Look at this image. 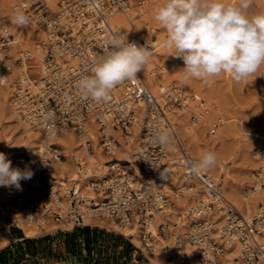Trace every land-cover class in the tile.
Segmentation results:
<instances>
[{
  "label": "built area",
  "instance_id": "built-area-1",
  "mask_svg": "<svg viewBox=\"0 0 264 264\" xmlns=\"http://www.w3.org/2000/svg\"><path fill=\"white\" fill-rule=\"evenodd\" d=\"M134 2L141 5L144 1ZM55 6L53 10L49 8L47 0H16L13 9H22L29 20L44 31V38L37 40L30 49L19 46L12 62L0 61V85L8 82L11 87V102L16 113L23 121L37 127L47 140L43 152L37 153L24 170H31L32 178L22 179L20 189L15 186L8 189V201L1 205L3 225L8 229H20L19 217L32 221L41 213L58 223L54 228L56 231H68L101 226L85 221L84 215L108 217L119 225L136 224L140 244L149 251L157 237L172 243V248L168 244L163 246L167 253L166 264H190L186 252L180 250L184 242L199 249L198 264H220L219 256L233 242L239 245L233 264H264V207L259 206L256 214L246 220L226 203L220 180L213 182L206 173L191 174L193 158L180 142L176 120L167 114L171 107L189 110L187 95L182 93L181 85L170 82L154 94L137 74L135 81L119 85L101 102L85 98L76 87L77 81L89 74L93 61L107 50L110 39L126 40L124 28L112 24L111 17L116 12L129 11V0H56ZM2 17L0 60L7 56L9 45L17 42L14 33L5 30L10 20ZM127 40L140 46L149 43L154 49L150 42ZM140 102L144 105L142 114H139ZM86 117L98 124L100 142L107 154L112 136L103 132L104 127L110 124L127 131L133 124L139 125L138 171H133L130 162L110 158L105 162L108 174L84 182L95 196L77 192L74 182L67 188L60 184L56 190L45 172L48 162L65 158L58 144L48 139L62 129L80 133ZM196 118L190 115L191 121ZM161 128L170 133L167 147L154 141V132ZM207 133L212 135L214 128ZM172 146L176 150H172ZM258 155L264 167V145ZM71 159L82 166L77 157ZM115 161L124 165L119 168ZM176 172H180L185 181L196 180L205 189L203 192L193 190L185 183L169 188L167 180ZM160 173L166 174L167 179L162 180ZM182 195L188 199L183 212L170 211L174 199ZM59 202L66 205L65 210ZM216 207L229 213L219 226L207 217V213ZM154 214L155 235L147 229ZM185 214L193 216L188 229L183 235L173 233L169 225L176 226ZM64 223H69L70 227ZM125 237L130 241L129 236Z\"/></svg>",
  "mask_w": 264,
  "mask_h": 264
},
{
  "label": "bare ground",
  "instance_id": "bare-ground-1",
  "mask_svg": "<svg viewBox=\"0 0 264 264\" xmlns=\"http://www.w3.org/2000/svg\"><path fill=\"white\" fill-rule=\"evenodd\" d=\"M15 1L16 0H0V18L2 16L8 17V19L10 20V25H6L5 30L14 33L15 39L17 41L9 45L7 56L5 58H2L0 61L7 60L8 62H12L15 59L14 56L17 54L19 46L22 48L30 49L37 40L44 38V31L41 30V28L37 27L30 20L28 26L24 27L18 26L13 22L12 17L15 12V10L13 9ZM131 1H133V3H131ZM143 1L144 2L141 5H137L134 0H129V11L124 13L116 12L111 17L112 24L114 23L116 26L124 28V39L127 38L135 40L137 42L144 40L146 42H150L154 46V49L152 50L153 54L151 56L148 66L144 71L139 72L138 75L142 78L143 82L150 88V90L154 94L159 93L160 88H163V86H165L167 83L173 81L179 82L178 85H181V87L183 88L182 93L187 95L186 101L188 103L187 107L189 108V110L184 111L179 108L171 107L169 108L167 114L172 120H176L178 125L177 131L178 129L180 131V133L178 131V136L180 137L179 134H181L180 142L185 150H187L186 147L189 148L191 147V145L194 146L198 144L197 136L198 134H200V132L205 130L204 128L208 124L211 125V127L209 126V128H214V133L212 134V136L214 137L213 141H215L216 138L220 135L218 133L222 130L219 129L220 131H216V124H214L213 118L216 117V115H220L223 118L217 117V119L222 124H228L230 123V121H235V118L225 117L227 115H225L224 110L221 109L216 97L210 92H205L204 86L201 82H199V79H184L182 69L184 65L182 60H175V58L169 56L170 50L165 46L167 33L159 24V22L154 20V16L157 10L159 9V6H155L153 4L156 0H149L148 2H146V0ZM253 1L256 5H260L261 3L260 0ZM47 2L49 8L51 7L52 10L56 8V0H47ZM237 2L238 0H232V3ZM262 11H264V6H262ZM37 28L38 30H36ZM33 32H36L35 38L31 39L30 37ZM29 42L33 43H31L30 45ZM172 52H174V49L172 50ZM259 71L262 78H264V65L260 67ZM226 75L227 77L229 76V74ZM7 83L5 85H0V105H3V107L6 108V110L11 114V116L19 123L21 131L24 132L23 134H25V136L21 138L25 140L20 142L21 139L16 136H13L10 140L7 139V146L9 144L12 146H8V149H3L2 152L5 153L8 159L11 160V166L13 168H19L21 171H24L25 168L30 165L32 160L37 157V153L43 152V146L47 142V140L43 138V134L37 129V127L29 125L27 122L23 121L22 118L16 113L15 107L12 105L11 102L12 89L7 85ZM201 94L202 97H204L206 100L203 99V101L201 99ZM139 105H141V110L139 111V114H142L144 113V105L141 102L139 103ZM189 113L190 115L192 114L197 118L191 121ZM247 118L248 121L252 120L251 116ZM237 119L241 121L240 118L237 117ZM260 122V125L256 126L255 128L252 127L253 129L251 128V130H249L248 128L243 129L242 126L235 127L238 128V130H235V128L233 129L236 134L239 133L238 135L242 136V138L244 136L250 141L251 146H249L248 144L247 147L251 148L253 145V147L251 149H248V151L255 149V153H253L250 157L251 168L249 169L247 175L248 183H251L252 181V189L248 188V190L244 189L242 191L246 183L242 184L241 186L235 187L231 183H229L227 179L222 182V185L220 183V190L225 198L226 203L231 206L233 210H236L238 213H240L246 220H249L252 216L256 214L259 206L264 207V186L260 185L264 184V167L262 166L261 158L258 155V151H260V149L264 145V120ZM103 132L106 135L112 136V140L110 141L111 149L109 151V154H107L102 148L100 142L101 131L98 128V124L91 117H86L82 121L80 133H76L72 129H62L54 137L48 139L53 144H58V147L65 155V158L62 161L55 162L54 160H52L48 162L46 166L45 172L47 174L48 179H50L53 183L54 189H59L60 184L64 186L62 188H67L70 183L74 182V185L77 188V192H81L87 196H95L94 193L90 190L91 188L84 185V182H87L89 179H93L94 176L98 178L104 176L105 174H108V167L105 162L112 157L120 161L130 162L133 171L135 173L138 171L136 159L137 155L134 154H138L139 144L138 150L132 151L131 155L126 152L125 148H122L116 144L119 141L122 142L126 140V133L117 128L112 127L110 124L104 127ZM137 132L139 133L138 124H133L127 130V133H130L131 135H134V133ZM216 133L218 134V136ZM87 141H89L90 148L88 146ZM196 146L195 148H197ZM172 147L174 148H171L172 150H176L174 146ZM193 149H190L192 153ZM35 151L36 156L32 158L31 155ZM199 151L200 150H198V152L196 151L197 154H195L194 156L195 158H197V160L202 154V152ZM24 153H27V156L31 157L32 159L29 161H25V158L23 156ZM74 156L77 157V159H80L79 161L82 163V166H78L72 161L71 157ZM220 159L221 157L219 158V160ZM114 163H116L119 168L121 165H124L117 161H115ZM223 168L224 167H222V164L218 161L213 168L207 171L210 172V175L212 176L211 180L213 182L217 180L215 176L219 173H222ZM179 170L181 169L179 168ZM250 170H256V173L259 176L254 175V173H252ZM207 172L205 173L208 174ZM223 174H225V176L227 177L229 175L227 170H225ZM50 177L56 178L55 181H53V178ZM183 183H185V186H192L191 188L193 190L200 189L203 192V190L205 189L196 180L185 181L184 177L181 175L180 172H176L170 175L166 185H168L169 188H174L178 185H183ZM11 187L13 186H0L1 220V205L8 201L7 191ZM187 201L188 199L183 195L177 197L176 199H174V203L171 206L170 211H182ZM58 205L62 206L63 210L66 209L65 204L59 202ZM228 214L229 213L224 208L216 207L214 210L207 213V217H210L215 220L216 225L219 226L223 222H225ZM16 216H20V214H17ZM173 216L174 214H172V217ZM155 218L156 214L153 215L152 220L150 222V226H147V229H149L154 235L156 232ZM84 220L104 224L107 227H111L112 229L118 230L119 232L123 233L124 236H129V239L131 242H133V245H136L137 247H135L138 249L140 248L139 250L141 251V253L148 259L151 264H166L167 253H165V250L162 249L165 244H168L169 248H172V243H169L166 240H161L159 237H157V239L152 242L153 247L149 251L141 246L140 239L137 237V225L134 223H131L129 225H119L108 217L89 218L85 215ZM192 220V215L185 214L183 215V218L178 220L176 226H172L170 224L169 227L173 233L183 235L186 229H188ZM51 221L52 220L49 216H41V213H38L36 219L32 221H25L24 219L19 217L17 224L20 229L22 228L24 235L30 237L34 236L39 231L40 227H43L44 225L48 224L50 225ZM53 224L55 225V227H57L58 225L57 222H54ZM64 225L67 228L70 227L69 223H64ZM176 227L178 229L183 228V231L176 232ZM8 230V227H5V225H3V221H0V247L5 245L7 239L11 237V234ZM12 240H15V238H12ZM162 242H165V244L162 245ZM184 243L185 244H183V247L180 248V250L182 249L184 250V252H186L185 257L187 261L190 264H198V260H200L197 258V256L200 254L199 249L187 244V242ZM238 247V243L233 242L229 247L225 248L223 253L219 256L220 264H233L234 258L238 252ZM163 251L165 254L163 253Z\"/></svg>",
  "mask_w": 264,
  "mask_h": 264
},
{
  "label": "clouds",
  "instance_id": "clouds-1",
  "mask_svg": "<svg viewBox=\"0 0 264 264\" xmlns=\"http://www.w3.org/2000/svg\"><path fill=\"white\" fill-rule=\"evenodd\" d=\"M252 0H165L157 10L154 20L167 33L165 46L169 56L183 61L185 80L199 79L206 84L215 78L229 74L237 83L255 74L264 65V11L248 14ZM13 22L21 27L28 26L29 17L17 8ZM174 49V52L172 50ZM152 48L135 42L113 37L107 50L93 61L89 74L76 84L85 98L101 102L121 84L135 81L138 73L148 66ZM154 141L167 147L170 133L157 129ZM12 146V145H8ZM5 153L0 152V186H15L20 181L31 179V170L13 168ZM217 164L212 151H204L191 164V174L199 176ZM161 179L167 176L160 173Z\"/></svg>",
  "mask_w": 264,
  "mask_h": 264
},
{
  "label": "rangeland",
  "instance_id": "rangeland-1",
  "mask_svg": "<svg viewBox=\"0 0 264 264\" xmlns=\"http://www.w3.org/2000/svg\"><path fill=\"white\" fill-rule=\"evenodd\" d=\"M148 1L149 0H146V2ZM260 2V5H256L252 0V4L247 10L249 15H254L262 11L264 0H260ZM131 3H133V1H131ZM163 3H165V0H156L153 4L160 7ZM5 19H8V17L5 16ZM6 24L8 25V22ZM35 34L36 32H33L30 38L34 39ZM29 43L31 45L33 42ZM173 82L179 84L177 81ZM199 82L203 84L206 93L210 92L216 97L221 109H223L225 115H227L224 116L228 118L234 117L235 121L222 124L217 119V117L221 116L216 115V117L213 118L214 120L212 119L214 124H216L215 129L216 131L222 130L219 133L217 132L220 134L219 136L216 133L218 136L216 140L213 141L214 137L211 133H207L209 129H211L209 128L211 125L208 124L204 128L205 130L198 134L197 146L191 145L189 148L186 147L187 151L193 156L194 161L197 160L194 156L197 154L198 150L202 153L204 151L214 152L218 157L217 162L219 161L222 167H224L222 173L215 176L217 180H220L221 185L222 182L227 179L228 182L235 187L246 183L242 191L244 189L248 190V188L252 189V181L248 183L247 175L251 168L250 157L255 153V149L248 151L253 145L251 148L247 147L248 144L251 146L250 141L244 136L242 138V136L238 135L239 133L236 134L233 129L242 126L243 129L248 128L251 130L252 127L255 128L260 125V121L264 120V78H262L258 70L255 74L239 83L233 81L230 75L227 77L226 74L216 77L215 82L211 84H206L201 80H199ZM200 97L202 100H206L202 97V94ZM249 116L252 117L251 121H248L247 117ZM237 117L240 118L241 121H239ZM235 130H238V128H235ZM20 131L21 128L19 123L3 105H0V152L5 148L8 149L7 139L10 140L13 136L19 137V139H21L20 142L25 140L21 138L25 136V134H23L24 132ZM123 132L127 134L126 140L122 142L119 141L116 144L125 148L126 152L132 155V151L138 150L139 133H134L132 136L130 133L128 134L127 131ZM179 135L181 137V134ZM195 146L197 148H195ZM190 149H193V153ZM23 156L25 161H29L36 156V151L31 155L32 158L28 157L27 153H24ZM220 157L222 162L219 160ZM225 170H227L229 174L228 177L223 174ZM250 171L254 173V175L259 176L256 170ZM207 173L210 175V172ZM0 221H2L1 216ZM53 223L54 222L51 221L50 225H42L43 227H40L39 231L34 236H30V238L35 239L32 243H21L19 247H15L14 245L18 241L12 240V237H9L6 244L1 246L0 249L11 245L12 250L0 256V264H151L141 251L131 244L123 233L111 227H107L104 224L98 223L101 226L95 227V230L76 229L73 231H56ZM175 230L176 232H182L183 228L178 229L176 227ZM9 231L11 232L10 228ZM68 233L71 235L68 236ZM22 235L27 237L23 233ZM161 244L163 245L165 242Z\"/></svg>",
  "mask_w": 264,
  "mask_h": 264
},
{
  "label": "trees",
  "instance_id": "trees-1",
  "mask_svg": "<svg viewBox=\"0 0 264 264\" xmlns=\"http://www.w3.org/2000/svg\"><path fill=\"white\" fill-rule=\"evenodd\" d=\"M76 229H84V230H95L96 228L95 227H89V226H84V227H81V228H74L70 231H73V230H76ZM11 232H12V235L15 237V240L18 241L14 246L15 247H19L21 243H24V244H28V243H32L35 241V239L33 238H30V237H24L22 235V231L18 228H15V227H11L10 228ZM69 231V230H68ZM68 236L71 235L70 233L67 234ZM12 250V246L9 245V246H5L3 248L0 249V256H2L3 254L5 253H8Z\"/></svg>",
  "mask_w": 264,
  "mask_h": 264
},
{
  "label": "crops",
  "instance_id": "crops-1",
  "mask_svg": "<svg viewBox=\"0 0 264 264\" xmlns=\"http://www.w3.org/2000/svg\"><path fill=\"white\" fill-rule=\"evenodd\" d=\"M9 231V230H8ZM21 231H22V233L24 234V232H23V230H22V228H21ZM9 233L11 234V237L12 238H15L13 235H12V233L9 231ZM136 246V245H135ZM137 247V246H136ZM140 249V248H139Z\"/></svg>",
  "mask_w": 264,
  "mask_h": 264
}]
</instances>
